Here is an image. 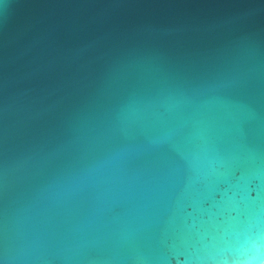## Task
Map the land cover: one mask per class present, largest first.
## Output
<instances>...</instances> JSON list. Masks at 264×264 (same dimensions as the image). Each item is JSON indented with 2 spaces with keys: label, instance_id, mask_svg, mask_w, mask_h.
<instances>
[{
  "label": "water",
  "instance_id": "1",
  "mask_svg": "<svg viewBox=\"0 0 264 264\" xmlns=\"http://www.w3.org/2000/svg\"><path fill=\"white\" fill-rule=\"evenodd\" d=\"M0 264H264V0H3Z\"/></svg>",
  "mask_w": 264,
  "mask_h": 264
},
{
  "label": "snow or ice",
  "instance_id": "2",
  "mask_svg": "<svg viewBox=\"0 0 264 264\" xmlns=\"http://www.w3.org/2000/svg\"><path fill=\"white\" fill-rule=\"evenodd\" d=\"M3 3V0H0V4H2Z\"/></svg>",
  "mask_w": 264,
  "mask_h": 264
}]
</instances>
